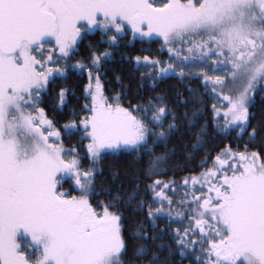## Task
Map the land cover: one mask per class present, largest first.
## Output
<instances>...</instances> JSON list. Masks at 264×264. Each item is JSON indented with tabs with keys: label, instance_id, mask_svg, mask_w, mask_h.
I'll return each instance as SVG.
<instances>
[{
	"label": "snow or ice",
	"instance_id": "1",
	"mask_svg": "<svg viewBox=\"0 0 264 264\" xmlns=\"http://www.w3.org/2000/svg\"><path fill=\"white\" fill-rule=\"evenodd\" d=\"M128 30L142 43H158L171 63L136 56L141 87L153 94L124 107L126 93L109 99L100 82L111 52H92L89 64L67 61L90 33L102 32L115 46ZM52 44L55 60L52 51L44 54L45 45ZM61 62L89 79L85 99L90 103L83 109L89 115L79 124L62 125L65 134L90 141L86 153L93 166L108 154L148 155L142 179L151 183L136 184L123 195L109 193L107 202L93 205L100 169L83 168L79 152L62 146L60 131L39 107L41 94L67 76V67L48 66ZM173 77L190 93L185 98L177 91L175 97L177 106L193 104L191 116L184 113L189 124L198 122L203 109L195 105L211 93L227 102L224 113L212 105L214 117L223 120L213 121L222 134L247 136L249 144L259 136L264 143V128L248 131L249 108L256 93L264 94V0H167L159 6L157 0H0V264H124L122 204L143 215L130 233L141 264H183L186 258L189 264H264V156L259 152L226 147L199 176L154 179L170 159L168 152L156 155L155 147L179 130L176 108L167 94L155 91ZM190 79L201 80L203 94L187 83ZM69 91L57 93L61 107ZM207 127L195 135L194 151L204 147ZM68 181L79 196L62 191ZM174 186L183 199L167 195L166 190L177 195ZM161 221L167 222L163 228Z\"/></svg>",
	"mask_w": 264,
	"mask_h": 264
},
{
	"label": "trees",
	"instance_id": "2",
	"mask_svg": "<svg viewBox=\"0 0 264 264\" xmlns=\"http://www.w3.org/2000/svg\"><path fill=\"white\" fill-rule=\"evenodd\" d=\"M166 2L167 0H157V5L159 6ZM108 35H115V33H109ZM107 41L108 36L100 31L90 33L87 39L79 42L78 51L75 53L72 60L67 61V65L74 64L77 61L89 64V58L92 52L96 54H101L105 51L111 52L112 58L104 65V70L100 77L104 95L111 99L115 93L125 92L126 96L123 97L121 101L124 107L129 106L127 103L129 100L133 105L146 101L153 93L150 89L141 87V73L136 71L134 58L136 56L142 57L147 55L150 58L171 63L169 54L166 51H158L160 48L158 43H142L139 38L134 39L129 30L123 36L117 37L115 46L110 45ZM89 45L92 47L90 48ZM55 59L56 58H53V60ZM51 65H53L54 68L67 67L64 62H61L59 65ZM209 75H218V73H209ZM118 77L119 79H117ZM187 83L190 84L192 88L198 89L202 94L204 93L201 80L190 79ZM88 85L89 79L86 73L79 74L70 67H67V76L57 79L55 85H50L47 92L41 94L42 103L39 104V107L45 109L47 117L53 121L54 129L60 131V139L63 147L65 149H75L79 152V159L81 160L83 168L85 170L90 167L100 169L96 174L95 194L90 197L93 205L96 206L98 201L107 202L110 199L109 193H111L112 196L116 195L118 192L123 195L130 191L134 185L140 184L141 187H143L144 184L151 183V181L142 179L143 172L148 166V155L142 153V158H137L134 154L127 153L108 154L103 157L101 163L93 166L91 161L87 158L86 153V145L90 141L87 139L81 140L79 133L72 136L65 134L62 125L71 121H75L79 124L81 119L89 115V113L83 110L85 104L90 103V100L85 99V90ZM60 88L70 90L66 95L67 103L62 107L59 105L57 98V93ZM155 91L167 94L170 106L176 108L179 130L170 135L166 145L159 144L155 147L156 155L168 152L170 153V159L164 166L167 170L163 174L154 177V179L168 182L182 181L184 178L193 175L199 176L201 172L212 167L214 157L220 154L226 147H230L233 152L237 153L259 152L261 156H264V143H262L261 137H257L256 143L249 144L247 136L243 139H237L235 132L230 135H224L217 129L213 121L215 119H220L222 123L223 120L222 118L214 117L212 105L215 104L217 110L222 109V99L217 100L211 93L203 95V103L195 105V107L203 109V112L198 122L195 125H191L185 118L184 113L187 110L188 115L191 116L194 107L193 104L190 103L186 106H177L175 104L177 91L185 98L190 95L186 90V83L184 81L175 77L169 78L160 83ZM249 113L248 131H251L252 128H256L259 132L260 129L264 128V94L259 92L256 93L255 102L250 106ZM206 123L208 125L207 136L205 137L206 143L201 150L194 151L192 145L196 142L195 135L198 133L200 127ZM245 145H247V147H245ZM205 159L207 163L201 167V161ZM174 187L177 188V195H173L171 191L166 190L167 195L174 201L183 199L180 195L182 190L179 189L178 186ZM206 188L207 186H205V192ZM62 191L69 192L74 196L81 194L75 189L71 181L64 183ZM196 194L200 195L201 193L197 192ZM145 198L151 199L150 196ZM173 207L178 208L179 205L174 204ZM119 210L123 214L125 236L128 242L127 255L122 257L124 264H141L133 255L135 242L131 239L130 233L134 230L137 222L143 220V215L134 213L129 207L123 204L120 206ZM166 223V221H161L159 222V226L163 228ZM172 227L182 228V225L173 224ZM149 233L151 234V228H149ZM165 239L170 240V237L165 236ZM147 243L151 244V241ZM164 254H166V250L161 251V255L163 256ZM143 264H147V260H144ZM183 264H189V258H186Z\"/></svg>",
	"mask_w": 264,
	"mask_h": 264
},
{
	"label": "rangeland",
	"instance_id": "3",
	"mask_svg": "<svg viewBox=\"0 0 264 264\" xmlns=\"http://www.w3.org/2000/svg\"><path fill=\"white\" fill-rule=\"evenodd\" d=\"M83 23V22H82ZM130 31V30H129ZM131 32V31H130ZM132 34V33H131ZM55 48V45L54 44H52V45H48V46H45V56L48 54V52H49V50H52V49H54ZM58 51V50H57ZM34 55H36L37 56V59H40L41 57L38 55V54H36V53H33ZM52 54H53V58H56V51H52ZM49 67H53V65H51V64H49L48 65ZM54 68V67H53ZM92 86H93V89H94V87H95V81L93 80L92 82ZM225 96H229V95H231V93L230 92H228V91H225L224 93H223ZM223 100V99H222ZM218 111L219 112H221V113H224V112H226L227 111V102L225 101V100H223V102H222V109H218ZM48 118V117H47ZM49 119V118H48ZM54 130H56V129H54ZM50 142H54V141H50ZM60 142H61V139H60ZM62 143V142H61ZM62 146H63V144H62ZM75 196H79V195H75Z\"/></svg>",
	"mask_w": 264,
	"mask_h": 264
}]
</instances>
